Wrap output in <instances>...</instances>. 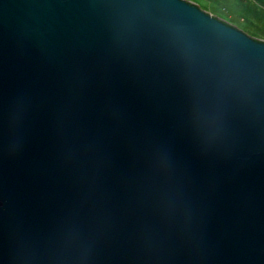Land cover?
Segmentation results:
<instances>
[{
	"label": "water",
	"instance_id": "obj_1",
	"mask_svg": "<svg viewBox=\"0 0 264 264\" xmlns=\"http://www.w3.org/2000/svg\"><path fill=\"white\" fill-rule=\"evenodd\" d=\"M0 264H264V39L190 0H0Z\"/></svg>",
	"mask_w": 264,
	"mask_h": 264
},
{
	"label": "rangeland",
	"instance_id": "obj_2",
	"mask_svg": "<svg viewBox=\"0 0 264 264\" xmlns=\"http://www.w3.org/2000/svg\"><path fill=\"white\" fill-rule=\"evenodd\" d=\"M251 36L264 39V0H190ZM258 14V15H257Z\"/></svg>",
	"mask_w": 264,
	"mask_h": 264
},
{
	"label": "bare ground",
	"instance_id": "obj_3",
	"mask_svg": "<svg viewBox=\"0 0 264 264\" xmlns=\"http://www.w3.org/2000/svg\"><path fill=\"white\" fill-rule=\"evenodd\" d=\"M259 2L262 1V0H258ZM258 15V14H257ZM258 19H264L261 15L260 16H257Z\"/></svg>",
	"mask_w": 264,
	"mask_h": 264
}]
</instances>
